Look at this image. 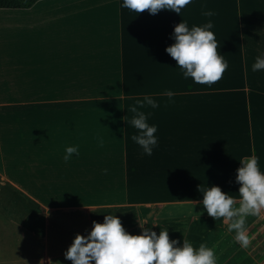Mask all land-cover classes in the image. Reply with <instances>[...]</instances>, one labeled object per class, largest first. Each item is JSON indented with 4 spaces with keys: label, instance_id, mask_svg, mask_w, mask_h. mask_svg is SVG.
Wrapping results in <instances>:
<instances>
[{
    "label": "crops",
    "instance_id": "obj_1",
    "mask_svg": "<svg viewBox=\"0 0 264 264\" xmlns=\"http://www.w3.org/2000/svg\"><path fill=\"white\" fill-rule=\"evenodd\" d=\"M122 4L41 0L29 9H0V264H9L3 228L21 241L34 237L45 251L38 259L33 250L35 263L72 264L50 253V228L67 250L109 213L130 234H140L143 221L157 224L143 226L157 234L168 228L178 246L186 239L214 247L217 264H264V252L256 254L264 247L263 215L247 217L243 246L230 221L197 203L199 187L215 185L238 206L241 159L257 156L264 171V70H252L264 55V0H192L180 15ZM182 20L189 28L213 24L228 68L211 85L185 79L165 51ZM145 96L158 106L137 105ZM134 105L157 125L152 155L131 139ZM68 146L78 152L65 160ZM116 161L130 187L121 198L126 205H90L84 187L92 172ZM140 186L148 189L138 192Z\"/></svg>",
    "mask_w": 264,
    "mask_h": 264
},
{
    "label": "clouds",
    "instance_id": "obj_2",
    "mask_svg": "<svg viewBox=\"0 0 264 264\" xmlns=\"http://www.w3.org/2000/svg\"><path fill=\"white\" fill-rule=\"evenodd\" d=\"M191 3L192 0H123L122 7L138 13L148 10L150 14H157L163 9L180 15L181 10ZM204 15L212 16L213 13L207 11ZM212 28L211 21L191 28L184 20L175 25L171 35L174 43L165 51L177 62L185 79L191 78L195 83L211 85L227 70L228 62L218 51V41ZM252 70H264V55L256 57ZM164 95L172 98L174 92L168 90ZM136 103L141 107L145 103L153 108L158 106L149 96ZM130 111L135 114L130 123L137 130L131 139L145 154L152 155L158 144V137L155 135L157 125L149 124L150 114L140 111L135 105ZM77 152L75 146H68L64 159H70ZM258 161L257 156L239 161L241 167L236 170L235 178L240 185L238 206L236 198L222 191L219 186L207 185L198 189L202 194V201L197 203H202L210 217H223L230 221L229 231L235 232V240L243 246L248 244L247 217L264 207V171H261ZM145 224L149 223H139L140 234H130L123 227L120 218L109 213L104 216L102 223L93 221L92 229L87 235L75 236L64 253L65 259L72 261V264H217L214 247L204 243L196 247L186 239H183L182 246H178L176 239H170L168 228H160L157 234L151 227H143Z\"/></svg>",
    "mask_w": 264,
    "mask_h": 264
},
{
    "label": "rangeland",
    "instance_id": "obj_3",
    "mask_svg": "<svg viewBox=\"0 0 264 264\" xmlns=\"http://www.w3.org/2000/svg\"><path fill=\"white\" fill-rule=\"evenodd\" d=\"M94 1H101V0H94ZM102 1H108V0H102ZM116 161L114 167L111 165V168L108 170H100V172L94 171L92 172L95 176H90V184L87 187H84L85 192L88 194L90 205L91 204H103L105 205L106 209H118L121 207H124L126 205V202L122 200V195L128 191L130 187L127 185H123L126 178V172L123 168V164L121 162ZM148 179V176L143 178L142 180ZM139 190L138 192L144 193L146 189H148L147 186H140L137 187ZM121 206V207H120ZM143 210L150 211L152 207H149L146 203L142 206ZM256 213L263 215L262 221L258 223V227H261V234L259 240L262 241V244H264V207H261ZM141 223H144L143 221ZM3 232V238L7 239L9 243V248L7 251V258H9V264H40L39 262L35 263L34 260V252H37L38 259L42 254H44V249H41L40 246L35 242L34 237L28 235H24L25 237H28V242L21 241L17 238H15V234L13 233V230L3 228L1 229ZM56 230L51 227L50 228V237L49 238V248L50 253L53 256H57L58 253L64 256L65 253V246L63 243V240L61 243L62 250L58 252L59 250L56 247V244L60 241V239L55 234ZM16 237H19L17 235ZM62 239V238H61ZM57 244V245H59ZM59 245V246H60ZM28 249L29 251L25 250ZM32 250V251H30ZM264 252V247L262 250L257 251L256 254H262ZM44 256V255H43ZM24 257V258H23ZM25 259V260H24Z\"/></svg>",
    "mask_w": 264,
    "mask_h": 264
},
{
    "label": "trees",
    "instance_id": "obj_4",
    "mask_svg": "<svg viewBox=\"0 0 264 264\" xmlns=\"http://www.w3.org/2000/svg\"><path fill=\"white\" fill-rule=\"evenodd\" d=\"M41 0H0V9H29Z\"/></svg>",
    "mask_w": 264,
    "mask_h": 264
}]
</instances>
